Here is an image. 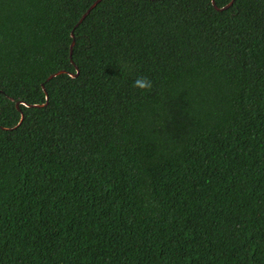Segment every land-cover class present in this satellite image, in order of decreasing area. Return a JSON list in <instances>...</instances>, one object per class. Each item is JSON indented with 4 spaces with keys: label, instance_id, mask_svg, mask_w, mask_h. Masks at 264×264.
<instances>
[{
    "label": "trees",
    "instance_id": "trees-1",
    "mask_svg": "<svg viewBox=\"0 0 264 264\" xmlns=\"http://www.w3.org/2000/svg\"><path fill=\"white\" fill-rule=\"evenodd\" d=\"M95 1L0 0V264H264V0Z\"/></svg>",
    "mask_w": 264,
    "mask_h": 264
},
{
    "label": "water",
    "instance_id": "water-1",
    "mask_svg": "<svg viewBox=\"0 0 264 264\" xmlns=\"http://www.w3.org/2000/svg\"><path fill=\"white\" fill-rule=\"evenodd\" d=\"M102 1L103 0L95 1V3H93V5L88 9V11L82 16V18L80 19L78 25L81 24L85 20V18L90 14V12ZM233 3H234V0H232L227 6L219 9L216 6L215 0H212L213 7L219 12H223V11L229 9L233 5ZM71 37H72V43H71L70 48H69V57H70V61L73 63V51H74V47H75V36H74V32L73 31L71 32ZM62 74H68L69 76H71L73 78H76L79 75V69L76 67V73L75 74L69 73V72H66V71H59L58 73L51 75L48 78V80H51L52 78H54L56 76H59V75H62ZM44 91H45V89H44ZM20 104L26 105L25 103L19 101V102L16 103L17 109H19ZM48 104H49V96H48V94H45V103L44 104H42V105H37V104L36 105H27V106L28 107H35V108H42V107H46ZM23 120H24V115L22 114L20 122L18 123L17 126H20L22 124Z\"/></svg>",
    "mask_w": 264,
    "mask_h": 264
},
{
    "label": "clouds",
    "instance_id": "clouds-1",
    "mask_svg": "<svg viewBox=\"0 0 264 264\" xmlns=\"http://www.w3.org/2000/svg\"><path fill=\"white\" fill-rule=\"evenodd\" d=\"M132 87L138 90L141 94L151 93L156 85L152 78L147 75L137 76L132 84Z\"/></svg>",
    "mask_w": 264,
    "mask_h": 264
}]
</instances>
